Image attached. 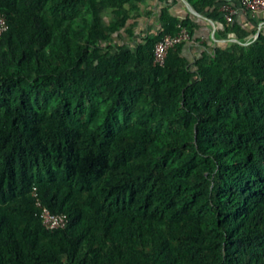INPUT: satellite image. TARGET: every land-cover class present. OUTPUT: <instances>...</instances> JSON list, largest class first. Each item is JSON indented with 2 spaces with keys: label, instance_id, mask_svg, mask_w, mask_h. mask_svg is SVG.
<instances>
[{
  "label": "trees",
  "instance_id": "obj_1",
  "mask_svg": "<svg viewBox=\"0 0 264 264\" xmlns=\"http://www.w3.org/2000/svg\"><path fill=\"white\" fill-rule=\"evenodd\" d=\"M129 1L0 0V264H264V29L157 67L188 19L113 50Z\"/></svg>",
  "mask_w": 264,
  "mask_h": 264
},
{
  "label": "crops",
  "instance_id": "obj_2",
  "mask_svg": "<svg viewBox=\"0 0 264 264\" xmlns=\"http://www.w3.org/2000/svg\"><path fill=\"white\" fill-rule=\"evenodd\" d=\"M130 0L122 4L126 20L109 36V43L113 50L124 46L133 54L150 42L162 30L163 22L170 17L177 21L188 19L192 29L189 40L181 46V56L193 66L201 52L213 53L218 46H225L229 42H250L254 39L251 30L264 29V12L249 13L242 10L237 2L233 4L237 12L233 20L224 22L221 16L207 8L197 10L190 1L186 0ZM191 7L195 12L189 10ZM114 7L101 8L102 22L108 25L117 16Z\"/></svg>",
  "mask_w": 264,
  "mask_h": 264
},
{
  "label": "built area",
  "instance_id": "obj_3",
  "mask_svg": "<svg viewBox=\"0 0 264 264\" xmlns=\"http://www.w3.org/2000/svg\"><path fill=\"white\" fill-rule=\"evenodd\" d=\"M233 2H237L238 6L251 14L262 11L264 12V0H222L218 3V10L220 11L225 22L229 23L233 20L237 12L236 6ZM7 29L6 19L0 13V35ZM191 37L189 31L182 26L174 34H164L153 45L152 49V64L157 67H162L165 63L167 51L172 46L185 42ZM35 198V205L37 207L38 216L42 225L47 229L63 228L68 222L66 213H53L46 206L42 205L37 198L35 187L31 192Z\"/></svg>",
  "mask_w": 264,
  "mask_h": 264
},
{
  "label": "water",
  "instance_id": "obj_4",
  "mask_svg": "<svg viewBox=\"0 0 264 264\" xmlns=\"http://www.w3.org/2000/svg\"><path fill=\"white\" fill-rule=\"evenodd\" d=\"M184 1L187 3L186 0H184ZM189 10L192 11V12H195L191 7H189ZM258 33H259V29L256 30L254 37H256V35H257Z\"/></svg>",
  "mask_w": 264,
  "mask_h": 264
},
{
  "label": "rangeland",
  "instance_id": "obj_5",
  "mask_svg": "<svg viewBox=\"0 0 264 264\" xmlns=\"http://www.w3.org/2000/svg\"><path fill=\"white\" fill-rule=\"evenodd\" d=\"M239 43H242V44H244L245 46H249V45L252 44L253 42H252V39H251L250 42H239Z\"/></svg>",
  "mask_w": 264,
  "mask_h": 264
}]
</instances>
